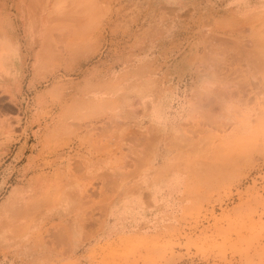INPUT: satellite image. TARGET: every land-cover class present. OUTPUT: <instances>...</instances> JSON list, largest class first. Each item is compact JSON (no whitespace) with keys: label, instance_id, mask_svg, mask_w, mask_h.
Instances as JSON below:
<instances>
[{"label":"rangeland","instance_id":"374dc122","mask_svg":"<svg viewBox=\"0 0 264 264\" xmlns=\"http://www.w3.org/2000/svg\"><path fill=\"white\" fill-rule=\"evenodd\" d=\"M31 1L42 91L29 156H0V264H264V13ZM14 136L0 124L1 149Z\"/></svg>","mask_w":264,"mask_h":264},{"label":"crops","instance_id":"0c3cea01","mask_svg":"<svg viewBox=\"0 0 264 264\" xmlns=\"http://www.w3.org/2000/svg\"><path fill=\"white\" fill-rule=\"evenodd\" d=\"M174 1L182 3V0ZM231 1L230 9L247 11L248 19L256 18L264 13V0ZM28 4L26 0H14L13 16L0 21V124L13 125L15 131L11 145L6 149L0 147V156L25 158L31 151V134L28 132V125L31 124L33 96L41 90L39 88L42 81L38 79V76H43V11L36 14L37 19L33 27ZM172 179L173 175L164 183L152 182V184H167ZM142 180L143 183H148V178L144 174ZM116 202L117 200L110 203V206ZM127 205L126 202H122L118 206L114 205L111 210L110 206L108 207L105 230L109 234L112 232L107 225L114 220L117 221L116 212H122ZM94 227L89 225L88 231L90 232ZM78 231V228L72 224L70 235L77 237ZM75 247L77 248L78 245Z\"/></svg>","mask_w":264,"mask_h":264},{"label":"bare ground","instance_id":"6f19581e","mask_svg":"<svg viewBox=\"0 0 264 264\" xmlns=\"http://www.w3.org/2000/svg\"><path fill=\"white\" fill-rule=\"evenodd\" d=\"M51 0H42V4H41V10L45 9L47 7V5L50 3ZM60 0H56L54 2H56V4L54 5V9H55V12L57 11L58 12V3H59ZM29 6H28V9L31 10V8H29L30 6H32L31 4H33V1L29 0ZM68 3V1L66 2V4ZM39 4V3H38ZM69 4H67L66 6H68ZM61 6V5H60ZM65 6V4H64ZM39 7V5H38ZM37 7V8H38ZM30 14H33L32 10L30 12ZM6 15V14H5ZM1 19V18H0ZM2 36V35H1ZM2 38V37H1ZM1 40V39H0ZM13 192V191H12ZM18 194H20L18 191H14L12 193V195L10 196V198L6 201V203L2 206V213L5 212L7 209L9 210L10 208H12L14 206V204L16 203L15 201L17 200V196Z\"/></svg>","mask_w":264,"mask_h":264}]
</instances>
